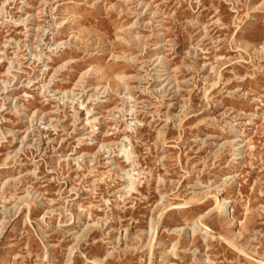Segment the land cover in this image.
I'll return each instance as SVG.
<instances>
[{
	"label": "rangeland",
	"instance_id": "1",
	"mask_svg": "<svg viewBox=\"0 0 264 264\" xmlns=\"http://www.w3.org/2000/svg\"><path fill=\"white\" fill-rule=\"evenodd\" d=\"M207 263L264 264V0H0V264Z\"/></svg>",
	"mask_w": 264,
	"mask_h": 264
},
{
	"label": "bare ground",
	"instance_id": "2",
	"mask_svg": "<svg viewBox=\"0 0 264 264\" xmlns=\"http://www.w3.org/2000/svg\"><path fill=\"white\" fill-rule=\"evenodd\" d=\"M236 141H239V140H234V139H232V140H230L229 141V143H234V142H236ZM241 147V146H240ZM240 147H237V148H235V150H239L240 149ZM240 153L241 152H238V153H235V155L236 156H239L240 155ZM241 157V156H240ZM236 159H239V158H236ZM11 179V178H10ZM217 196L219 195V194H216ZM219 202H220V206H221V211H226V210H228V208L230 207V201L227 199V198H225V197H220L219 198ZM46 216V215H45ZM153 227H154V225H153ZM208 264V263H207Z\"/></svg>",
	"mask_w": 264,
	"mask_h": 264
}]
</instances>
